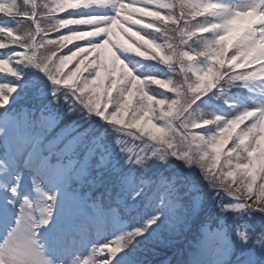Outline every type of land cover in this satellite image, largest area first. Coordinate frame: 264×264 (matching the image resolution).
<instances>
[{"label": "snow or ice", "instance_id": "1", "mask_svg": "<svg viewBox=\"0 0 264 264\" xmlns=\"http://www.w3.org/2000/svg\"><path fill=\"white\" fill-rule=\"evenodd\" d=\"M0 264H264V0H0Z\"/></svg>", "mask_w": 264, "mask_h": 264}, {"label": "rangeland", "instance_id": "2", "mask_svg": "<svg viewBox=\"0 0 264 264\" xmlns=\"http://www.w3.org/2000/svg\"><path fill=\"white\" fill-rule=\"evenodd\" d=\"M116 38H122V37H120L119 34H117V37Z\"/></svg>", "mask_w": 264, "mask_h": 264}, {"label": "trees", "instance_id": "3", "mask_svg": "<svg viewBox=\"0 0 264 264\" xmlns=\"http://www.w3.org/2000/svg\"><path fill=\"white\" fill-rule=\"evenodd\" d=\"M166 259L168 258V257H165Z\"/></svg>", "mask_w": 264, "mask_h": 264}]
</instances>
